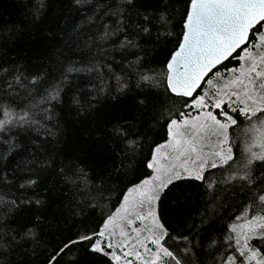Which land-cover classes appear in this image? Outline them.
<instances>
[{
	"label": "snow or ice",
	"instance_id": "1",
	"mask_svg": "<svg viewBox=\"0 0 264 264\" xmlns=\"http://www.w3.org/2000/svg\"><path fill=\"white\" fill-rule=\"evenodd\" d=\"M67 3L76 15L56 28L86 60L49 79L0 58V264H37L39 255L40 264H264V0H161L151 11L139 0ZM50 6L24 5L37 21ZM17 31L0 23V37ZM153 36L171 43L158 66L142 43ZM80 75L85 86L71 87ZM130 94L143 110L166 98L151 126L165 130L162 141L149 144L135 117L99 118L103 99ZM64 109L95 125L106 161L99 184L87 159L47 149ZM41 173L75 191L66 210L77 230L67 239L48 240L58 217L37 191ZM193 190L195 215L186 211ZM169 204L183 228L166 218Z\"/></svg>",
	"mask_w": 264,
	"mask_h": 264
},
{
	"label": "trees",
	"instance_id": "2",
	"mask_svg": "<svg viewBox=\"0 0 264 264\" xmlns=\"http://www.w3.org/2000/svg\"><path fill=\"white\" fill-rule=\"evenodd\" d=\"M28 0H0V23L15 25L17 28V36L15 39H9L8 36L0 37V58L6 60L19 59L27 67L35 70V67L45 69L49 74V79L58 77L60 72L68 64L69 61L87 59V55L81 53L75 48L71 39L59 32L56 25L64 26V17L67 15L75 16L74 12H70L67 0H50V8L47 13V19L37 21L29 14L28 9L24 7ZM141 11H151L160 7L161 0H139ZM182 10V5H177ZM179 16L177 15V20ZM87 32L89 29L84 28ZM94 33L95 29H91ZM155 33V29H153ZM22 33V34H21ZM143 46L147 49V55L151 58L152 63L158 66V61L162 59L168 49L171 48V43L156 42L155 37L144 38ZM119 61L120 58L117 57ZM123 64H114L115 71L120 72ZM84 75L73 76L70 80V86H85ZM129 96L106 98L97 106V113L100 114V119L107 116L119 117H135L139 121L137 125L142 132L149 137V144L160 142L165 136V130L159 125H153V115L160 110L162 104L167 103L166 98L162 94H158L153 101V107L148 110H143L134 106V102ZM58 119L60 125L57 129L58 136L52 144L47 146L49 153L67 156H81L87 159L90 168V177L96 175L95 183L99 184V175L103 173L106 166L104 156L98 150L95 143V125L92 120L85 121L83 117H78L75 110H58ZM95 170V173L93 172ZM40 178L43 181L41 187L37 189L40 195L46 198L49 202V214H54L58 217L57 224L60 236H57L56 231H53L48 240L58 241L59 239H67L71 237L77 230L74 226V219L71 213L66 210L67 205L75 195V191L71 185L65 186L58 182V178L41 173ZM109 184H114L115 181H109ZM8 188L0 187V193L7 192ZM14 191V189H13ZM118 198L116 191L111 193V204H115ZM201 200L195 190L192 192L190 207L187 212L195 215L201 206ZM238 204V202H237ZM60 209H65L63 214H60ZM108 209L105 208L104 211ZM97 214H93L90 222L98 219ZM174 230L181 229L185 226L184 217L175 211L174 205H168L167 217ZM221 223L213 226V230H219ZM83 257V252L80 253ZM37 264L43 260V255L34 257ZM62 264H68V258ZM83 264V262H82Z\"/></svg>",
	"mask_w": 264,
	"mask_h": 264
}]
</instances>
